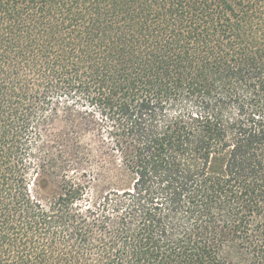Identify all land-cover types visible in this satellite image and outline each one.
Returning <instances> with one entry per match:
<instances>
[{
  "label": "trees",
  "instance_id": "1",
  "mask_svg": "<svg viewBox=\"0 0 264 264\" xmlns=\"http://www.w3.org/2000/svg\"><path fill=\"white\" fill-rule=\"evenodd\" d=\"M0 264H264V0H0Z\"/></svg>",
  "mask_w": 264,
  "mask_h": 264
}]
</instances>
